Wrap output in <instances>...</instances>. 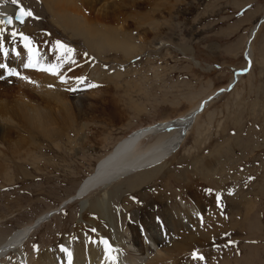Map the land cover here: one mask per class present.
<instances>
[{
  "label": "rangeland",
  "instance_id": "rangeland-1",
  "mask_svg": "<svg viewBox=\"0 0 264 264\" xmlns=\"http://www.w3.org/2000/svg\"><path fill=\"white\" fill-rule=\"evenodd\" d=\"M81 2L77 5L91 16L96 33L91 49L40 0L23 5L31 9L33 15L27 18L34 22L33 30L25 31L26 41L33 44L32 36L44 35L71 48L78 62L71 66L79 74L73 83L83 81L81 94L86 95L84 107L76 111L81 113L74 112L75 123H61L68 128L53 137L23 134L25 153L1 160L6 168L0 171V244L74 196L118 142L144 127L181 117L213 96L182 145L159 167L126 177L110 189L127 190L121 198L127 218L131 211L152 207L154 218L174 219L178 211L172 203L182 197L190 205H201L199 220L189 214L203 228L198 246L176 264H264V20L252 41L251 69L231 88L221 89L237 69L245 68L244 40L264 13V0H107L106 13L98 19L96 5L86 8ZM106 34L131 42L134 50L102 42ZM97 67L108 69L99 80ZM26 88L25 100L32 105L37 94L34 87ZM153 139L142 140L137 151ZM140 187L151 189L140 195ZM102 192L88 194L86 205ZM82 205L78 199L58 208L35 228L24 252L53 246L63 235L73 234ZM109 211L118 213L113 204Z\"/></svg>",
  "mask_w": 264,
  "mask_h": 264
},
{
  "label": "bare ground",
  "instance_id": "bare-ground-1",
  "mask_svg": "<svg viewBox=\"0 0 264 264\" xmlns=\"http://www.w3.org/2000/svg\"><path fill=\"white\" fill-rule=\"evenodd\" d=\"M33 1L35 0H19L18 4H13L11 0H0V21H3L2 16L6 13L13 15L16 6H29ZM81 1L40 0L41 4L48 9L60 25L74 34L82 35L87 46L91 49L92 39L96 33L91 28V16L89 19L84 14L85 11L82 13L77 5L81 4ZM84 1L87 3L86 8H88L89 3L91 4L94 0ZM107 3V0H95L94 4L90 5L92 9L96 5L97 19L106 13ZM81 8L84 9V7ZM28 18L26 17L24 22L14 20L12 24L0 23V36L4 38V41L7 37H17L25 42V37H27L25 31H32V24L34 23L32 21L31 24ZM263 20L264 13L250 28L249 34L244 40V56L247 58L246 69H237L234 72V78L231 80L233 83L240 78L244 70L251 69L252 41ZM31 39L33 44L38 46L35 50L29 49V46L20 49L21 52L18 57L21 58L24 66H22L19 76L5 77L10 70L8 66L13 57L10 52H7V55L0 56V61L4 65V67H0V171L6 168V164L3 161L1 162L5 158L4 155L8 154L13 158L15 154H24L27 150L23 134H29V138H32L34 131L49 137L58 135L63 129L68 128L60 127L61 123L69 124V126L72 122L75 123L74 112L76 114V111L84 107L85 104L83 96L86 94H81L84 90V82L73 83L79 74L77 69L75 71V66H71L77 62L75 54L72 55L71 53L72 50L69 52L71 48L61 46L44 35L32 36ZM102 42L122 47L126 49L125 52H131L135 48L131 42L119 40L118 37L112 34H106L102 37ZM44 63L48 65L46 69ZM61 63L62 65H60ZM195 63L198 64L197 61ZM25 65L30 66L25 67ZM106 70L108 69L97 67L96 73L99 77L96 80L101 79ZM61 72L63 75H60ZM120 75L121 73H117L116 77L118 78ZM29 80L31 83H29ZM228 85L227 88L224 87L222 90L231 88L232 85L230 87ZM27 86L34 87L37 94V99L32 102L34 105H30V101L25 100ZM212 97L202 100L200 109L197 108L198 105L181 117L144 127L118 142L112 152L99 161L94 173L89 175L81 184L75 193V197L68 202L65 200L64 205L80 199L81 204H83L82 207L85 208L80 212V221L75 228V232L63 235L53 246H47L44 249L38 247L26 254L23 246L27 239L30 238L35 228L53 215L51 213L52 215L49 214L39 220L30 233L28 232L29 228L34 222L14 230L0 244V264L5 259H7L5 264H176L189 250L190 252L196 250L199 238L197 235L203 231V228L201 227V231L198 230L201 222H192L189 219V214L199 220L201 205H190L182 197L172 203L173 211H178L177 217L174 219L165 217L163 222L162 218H154L152 207H150V210L142 208V210L131 211L127 218L124 214V204L121 199L126 196L127 190L122 188L115 190L110 189V187L126 177L134 174L138 175L137 173L143 170L159 167L173 151H176L182 145L193 126L197 114L204 109L207 101ZM111 113L117 116V112L114 110ZM150 136L154 138L153 143L145 150L137 151L138 144ZM153 162L154 164H152ZM143 164L145 165L142 167ZM108 188L109 190H107ZM97 189L103 191L102 196L94 203L86 205V196L96 192ZM150 189L140 187L136 191L141 195L148 193ZM165 192L167 193V191ZM165 192H163V189L159 190V193ZM109 201H111L110 204H108ZM111 204L115 206V210L118 212H116V215H113L110 211V214H107L108 206ZM161 208L159 207V209ZM54 212H58V209ZM171 216H174V214H170ZM160 223H163L164 227L161 228ZM181 231L187 235L180 236ZM163 232L165 233L162 234ZM187 238L191 243V249L187 247ZM179 242L183 243L178 244Z\"/></svg>",
  "mask_w": 264,
  "mask_h": 264
},
{
  "label": "snow or ice",
  "instance_id": "snow-or-ice-1",
  "mask_svg": "<svg viewBox=\"0 0 264 264\" xmlns=\"http://www.w3.org/2000/svg\"><path fill=\"white\" fill-rule=\"evenodd\" d=\"M11 3L13 4H18L19 0H11ZM33 15L31 9H25L23 7L19 8V11L17 12L15 19L16 20H20L21 22H24L23 18L24 17H31ZM13 22V17L12 16H8L6 21H0V23H8L11 24ZM14 35L16 33H13ZM21 35H23L21 33ZM25 39H27V37H25ZM57 44H60L59 41H57ZM69 51H71V49H69ZM30 65H25V67H29ZM0 67H4V65H0Z\"/></svg>",
  "mask_w": 264,
  "mask_h": 264
},
{
  "label": "water",
  "instance_id": "water-1",
  "mask_svg": "<svg viewBox=\"0 0 264 264\" xmlns=\"http://www.w3.org/2000/svg\"><path fill=\"white\" fill-rule=\"evenodd\" d=\"M20 7H21V6L17 7V9H16V13H15V16H16L17 12L19 11V8H20ZM8 16H10V15L5 16V20H7V17H8Z\"/></svg>",
  "mask_w": 264,
  "mask_h": 264
},
{
  "label": "crops",
  "instance_id": "crops-1",
  "mask_svg": "<svg viewBox=\"0 0 264 264\" xmlns=\"http://www.w3.org/2000/svg\"><path fill=\"white\" fill-rule=\"evenodd\" d=\"M261 59V58H260Z\"/></svg>",
  "mask_w": 264,
  "mask_h": 264
}]
</instances>
